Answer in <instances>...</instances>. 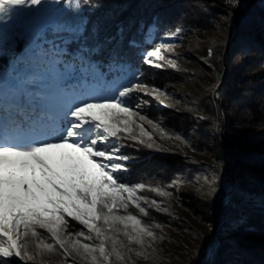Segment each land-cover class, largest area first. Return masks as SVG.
<instances>
[{"label": "snow or ice", "instance_id": "obj_1", "mask_svg": "<svg viewBox=\"0 0 264 264\" xmlns=\"http://www.w3.org/2000/svg\"><path fill=\"white\" fill-rule=\"evenodd\" d=\"M45 2L0 0V22L38 11ZM51 2L63 5L66 11L43 23L38 31L11 33L6 53L0 56L6 61L0 63V71L12 69L8 72V88L17 100L22 103L30 96L42 95L39 77L30 72V53L57 61V69L68 74L62 85L66 90L87 79L84 68L94 67L108 81L127 78L111 94L81 99L56 118L39 112L30 119L17 104L13 110L18 109L19 114L0 124V264H37V257L45 252L90 258L91 264H124L133 251L129 245H143L145 235L155 236L151 227L129 209L134 207L147 217L149 211L143 202L167 212L156 199L138 194L147 187L145 183L127 182L121 175L129 171L133 161V156L124 151L126 147H154V142L145 140L152 141L153 136L144 122L165 131L142 114V109L163 93L141 79L144 73L139 68L128 74L124 46L127 43L128 48L137 49L145 65L176 68V60L164 53L173 52V42L183 29L165 30L153 40V29L159 21V17H153L146 33L143 25L137 28L145 35L143 44L151 45L145 50L141 42L126 38L123 24L116 25L113 32L107 18L93 19L97 5L90 0ZM228 3L236 5L238 0ZM20 43L24 48L18 53ZM249 51L241 42L235 56L243 59ZM215 55L208 50V58ZM222 97L218 86L214 98ZM40 120L44 123H38ZM221 187L231 195V181ZM150 190L171 195L160 188ZM121 231L128 244L118 239ZM48 238L51 242H45Z\"/></svg>", "mask_w": 264, "mask_h": 264}, {"label": "trees", "instance_id": "obj_2", "mask_svg": "<svg viewBox=\"0 0 264 264\" xmlns=\"http://www.w3.org/2000/svg\"><path fill=\"white\" fill-rule=\"evenodd\" d=\"M225 1L90 0L97 5L93 19L107 18L113 32L118 21L126 29V38L141 42L142 47L148 44H143L145 35L137 31L140 25L146 33L153 17H159L153 30L162 36L179 11L192 13L193 27L202 30L219 21L227 37L214 71L217 81L194 104L197 117L192 124L196 128L187 126L185 155L174 158L147 148L139 160L130 162L129 171L121 174L132 183L164 187L174 182L177 200L186 214L181 220L172 217L181 221L178 231L193 234V230L200 233L204 225L209 228L207 235L195 236L193 248L185 244L181 257L174 251L165 264H264V0H247L239 11ZM4 39L5 35H0V56L6 53ZM241 42L250 49L243 59L235 56ZM128 49L135 51L125 43L124 52H130ZM16 51L23 49L18 45ZM29 57L30 72L39 77L42 95L21 103L8 88L12 69L0 71V124L19 114L18 109L13 110L17 104L30 119L39 112L56 118L81 99L110 91L108 81L94 67L82 69L87 79L66 90L62 85L68 74L57 69V61L31 53ZM207 61L215 64L210 58ZM218 86L222 98H214ZM187 154L200 155L203 160ZM226 181H231V195L221 187Z\"/></svg>", "mask_w": 264, "mask_h": 264}, {"label": "rangeland", "instance_id": "obj_3", "mask_svg": "<svg viewBox=\"0 0 264 264\" xmlns=\"http://www.w3.org/2000/svg\"><path fill=\"white\" fill-rule=\"evenodd\" d=\"M245 1L247 0H238L236 5L229 4L228 0H226L225 3L235 11H239L240 5ZM197 8L199 10L203 9L202 7ZM65 11L66 9H64L63 5H55L51 0H46L44 6L38 11L34 10L31 13H25L7 23L0 22V35H5L4 41L7 42L10 34L17 30H27L30 32L38 31L43 23L55 19ZM191 14L192 13L188 11H179V14L173 18L174 21L171 22V25L168 23V26L166 25L164 27L166 28L165 30H174L176 27H181L183 29L179 37L173 42L175 44L173 52L164 53L176 60V68L165 67L163 69H157L150 67L142 62L137 55V49H134L135 51L128 49L130 52L125 51L126 58L129 61L128 74L130 75L139 68L144 73L141 79L149 85L158 87L163 93L159 95L158 100L153 99L149 107L142 109V114H146L152 118L154 122L159 123L165 131L162 132L160 128L154 129L145 121V129L153 136L152 141H148L147 138H145V140L146 142H154V147L152 149L154 153H166L170 156L175 155L174 158L185 155V150H183V148L188 144V140L185 137L187 126L192 125L196 128V126L192 124L197 117L194 104L200 98L201 94L208 92L209 89H213V84L216 80L214 71H216V65L218 60H220V54L225 50L224 46L227 41L223 29L219 25V21H216L217 25H214L215 27L202 30L201 28L193 27V17ZM152 16H154V13ZM118 24L120 23L117 21L115 27ZM159 36L161 35L155 34L153 30V40ZM150 46L151 45L148 44L147 47L143 48L146 50L150 48ZM19 47L23 49V43H20ZM209 49H212L217 54L210 58L215 62L214 65L211 64V67H209L210 63L205 62L208 58L207 52ZM195 52L199 55H196ZM3 60V58H0V62ZM126 78L127 77L122 76L116 80H107L109 83L108 90L110 91H107L106 95L111 94L114 88ZM94 96L97 95L94 94ZM136 119L138 120V117H136ZM136 132L138 133L139 129H136ZM137 147L129 146L126 147L124 151L126 153H131L133 160H139L140 155L144 150L146 151L147 147ZM186 156H192L193 159L203 160V157L200 155L187 154ZM145 185L147 187L140 190L138 194L147 196L150 200L156 199L160 204V208L167 209V212L165 213L157 210L155 206H149L148 204H143V202H141L142 206L148 208L149 211L147 217L140 214L138 209L134 207L129 209L133 214H137L145 224L151 227L155 236L149 237L145 235L143 237V245H129L133 251L127 254L124 264H165L169 257L172 258V252L175 251V253L181 257L182 251H180V249L182 250L183 246L186 247L185 244L193 248L197 242L195 236H199L200 233H205L207 235L209 232V228L205 225L202 227L200 233H197L199 232L197 230H193V234L188 233V231L187 233H181V230L178 231L181 227V221L177 223L172 220V217L176 220H181L186 214L180 206L179 199L177 200V185L175 183H171V187H169L170 183L166 184V186L164 185V187L152 184V182ZM151 188H160L164 192L171 193V195H161L159 192L151 191ZM121 214L124 213L121 212ZM184 225H187V223ZM193 225L197 227L196 224ZM44 235L47 236V233ZM117 235L119 240L128 244L127 237L124 236L122 231ZM45 242H51V239L48 238ZM137 253H140V255H137ZM37 264H91V259H84L79 256L75 258L71 256H55L45 252L43 256L37 257ZM114 264H120V262H114Z\"/></svg>", "mask_w": 264, "mask_h": 264}]
</instances>
